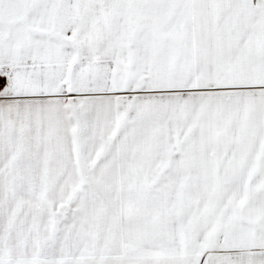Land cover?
Wrapping results in <instances>:
<instances>
[{"label":"snow or ice","instance_id":"obj_1","mask_svg":"<svg viewBox=\"0 0 264 264\" xmlns=\"http://www.w3.org/2000/svg\"><path fill=\"white\" fill-rule=\"evenodd\" d=\"M0 264H264V0H0Z\"/></svg>","mask_w":264,"mask_h":264}]
</instances>
